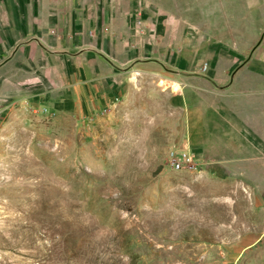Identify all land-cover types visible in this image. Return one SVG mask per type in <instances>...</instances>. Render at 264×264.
Returning a JSON list of instances; mask_svg holds the SVG:
<instances>
[{"label":"rangeland","instance_id":"rangeland-1","mask_svg":"<svg viewBox=\"0 0 264 264\" xmlns=\"http://www.w3.org/2000/svg\"><path fill=\"white\" fill-rule=\"evenodd\" d=\"M108 2L134 37L190 33L226 92L264 89V0ZM121 75L91 105L57 90L0 110V264H264V245L231 258L264 229L262 182L170 170L177 85Z\"/></svg>","mask_w":264,"mask_h":264},{"label":"crops","instance_id":"crops-1","mask_svg":"<svg viewBox=\"0 0 264 264\" xmlns=\"http://www.w3.org/2000/svg\"><path fill=\"white\" fill-rule=\"evenodd\" d=\"M117 13L108 0H0V110L57 90L91 105L94 97L120 93L126 68L170 76L181 148L197 163L196 172L262 182L257 205L264 214V89L226 92L221 75L199 72L208 62L190 33L170 36L165 28L153 36L145 29L134 37L132 24ZM237 245L231 258L259 249L264 229Z\"/></svg>","mask_w":264,"mask_h":264},{"label":"built area","instance_id":"built-area-1","mask_svg":"<svg viewBox=\"0 0 264 264\" xmlns=\"http://www.w3.org/2000/svg\"><path fill=\"white\" fill-rule=\"evenodd\" d=\"M207 69V63L203 61L199 66V72L203 73ZM167 167L172 171H198L197 163L191 155L179 146L169 148L166 158Z\"/></svg>","mask_w":264,"mask_h":264}]
</instances>
